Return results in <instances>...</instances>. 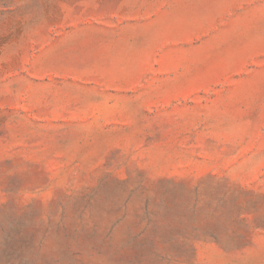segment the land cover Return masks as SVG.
I'll use <instances>...</instances> for the list:
<instances>
[{
  "label": "rangeland",
  "instance_id": "1",
  "mask_svg": "<svg viewBox=\"0 0 264 264\" xmlns=\"http://www.w3.org/2000/svg\"><path fill=\"white\" fill-rule=\"evenodd\" d=\"M0 264H264V0H0Z\"/></svg>",
  "mask_w": 264,
  "mask_h": 264
}]
</instances>
